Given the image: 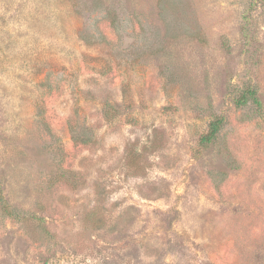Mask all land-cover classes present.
Wrapping results in <instances>:
<instances>
[{"label": "rangeland", "instance_id": "rangeland-1", "mask_svg": "<svg viewBox=\"0 0 264 264\" xmlns=\"http://www.w3.org/2000/svg\"><path fill=\"white\" fill-rule=\"evenodd\" d=\"M0 264H264V0H0Z\"/></svg>", "mask_w": 264, "mask_h": 264}, {"label": "trees", "instance_id": "trees-1", "mask_svg": "<svg viewBox=\"0 0 264 264\" xmlns=\"http://www.w3.org/2000/svg\"><path fill=\"white\" fill-rule=\"evenodd\" d=\"M222 123V120L215 121L211 125L210 132L202 138V142H204L205 144L212 142L220 131Z\"/></svg>", "mask_w": 264, "mask_h": 264}]
</instances>
